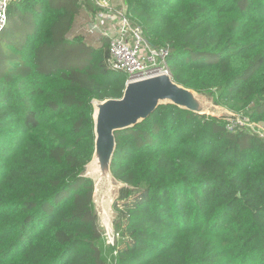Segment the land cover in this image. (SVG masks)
<instances>
[{"label": "trees", "instance_id": "obj_1", "mask_svg": "<svg viewBox=\"0 0 264 264\" xmlns=\"http://www.w3.org/2000/svg\"><path fill=\"white\" fill-rule=\"evenodd\" d=\"M124 3L153 46H169L175 82L264 124V0ZM83 4L7 5L0 264L109 262L82 172L94 150L91 101L121 97L128 75L109 67L107 37L73 32ZM228 122L162 104L116 132L111 171L132 186L114 203L116 264H264V138Z\"/></svg>", "mask_w": 264, "mask_h": 264}, {"label": "water", "instance_id": "obj_2", "mask_svg": "<svg viewBox=\"0 0 264 264\" xmlns=\"http://www.w3.org/2000/svg\"><path fill=\"white\" fill-rule=\"evenodd\" d=\"M201 95L203 93L175 82L171 74L162 72L127 80L119 98L92 99L94 150L91 159L84 165L82 175L93 182L92 207L99 228L104 229L103 235L107 245L113 247L116 245L118 236L116 224L106 221L100 223L99 214L106 216L110 213L115 199L119 196H115L116 191L119 194L121 189H132V186L118 180L111 171V160L116 148V132L142 122L162 104H173L196 114L214 117L234 116L232 111L215 103L213 98L212 107L208 106ZM101 187L104 188L103 193L108 195L107 199L104 197L96 199ZM95 201L99 209L96 208ZM115 213L117 216L112 220L118 221V213Z\"/></svg>", "mask_w": 264, "mask_h": 264}, {"label": "built area", "instance_id": "obj_3", "mask_svg": "<svg viewBox=\"0 0 264 264\" xmlns=\"http://www.w3.org/2000/svg\"><path fill=\"white\" fill-rule=\"evenodd\" d=\"M9 0H0V30L7 21V5ZM95 11L89 13L88 22L83 32L87 35L107 37L109 40L110 68L123 71L128 75L127 80L137 79L156 73H168V45L153 46L144 35L143 30L131 21L125 7H114L100 0H90ZM106 24H101V23ZM108 28H112L109 32ZM247 127L253 133L264 138V124L251 122L241 116L229 119L227 128Z\"/></svg>", "mask_w": 264, "mask_h": 264}, {"label": "rangeland", "instance_id": "obj_4", "mask_svg": "<svg viewBox=\"0 0 264 264\" xmlns=\"http://www.w3.org/2000/svg\"><path fill=\"white\" fill-rule=\"evenodd\" d=\"M88 22V17H87V19H86V21H85V23L83 22V23H78V26L76 25V24H74V26H73V31H77V29L78 30H80V31H85V27L89 24V23H87ZM71 35H72V33H71ZM86 38L89 40V41H92V42H94L95 41V43H99V41H97L96 39H99L100 37H97V36H93V35H91V36H93V37H89L87 34H86ZM94 43V44H95ZM205 94V95H204ZM201 98L208 104V106H210V107H212V105H211V100H212V98H213V96L210 94V93H203V95H201ZM214 99V98H213ZM215 102V101H214ZM219 112V111H218ZM233 115H231V116H224V118L225 119H232V118H237V117H240V115H236L235 113H234V116L232 117ZM103 189L104 188H99V190H98V194L96 195V199L97 198H99V199H101V198H103L104 197V199H107L108 198V195H106L105 193H103ZM123 189H121L120 191H119V194H118V192L116 191V193H115V196H118L116 199H115V201H114V203L116 202V200H118L119 198H120V196H121V191H122ZM97 201H95V205H96V208L97 209H99V205L96 203ZM122 202V201H121ZM114 203H113V206H112V209H111V211H110V213L108 214V215H106V216H104V215H102L101 213L99 214V220H100V223H102L103 221H106V222H108V223H114V224H116V229H117V221H116V219L115 220H112V218L113 217H116L117 215H116V210L114 209ZM101 227V226H100ZM101 231H102V234H104V229L101 227ZM117 232H118V229H117ZM117 240H118V238H117V236H116V245H115V247H113L112 245H107L109 248H111L112 249V252L111 253H108V258H109V262H108V264H116V261H115V259H114V253H115V250H116V246H117ZM112 243H113V239H112Z\"/></svg>", "mask_w": 264, "mask_h": 264}, {"label": "crops", "instance_id": "obj_5", "mask_svg": "<svg viewBox=\"0 0 264 264\" xmlns=\"http://www.w3.org/2000/svg\"><path fill=\"white\" fill-rule=\"evenodd\" d=\"M83 1H84L83 7H82L80 13L78 14V16L75 18L74 24H76L77 26H78V23H83V22L85 23L87 17L89 16V13H91L92 11H95V7H93L90 0H83ZM86 1L89 2V3H87V5L85 4ZM100 1L102 3H108L114 7H125L124 0H100ZM90 6H92V9L90 8ZM101 24H106V23L102 22ZM108 31L111 32L112 28H108ZM73 32H80V31L77 29V31H73ZM88 36L93 37L90 35H88ZM96 40L99 41L100 39H96ZM94 43H95V41H94Z\"/></svg>", "mask_w": 264, "mask_h": 264}]
</instances>
